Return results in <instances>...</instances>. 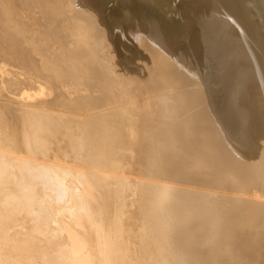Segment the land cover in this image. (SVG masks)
<instances>
[{"label":"bare ground","instance_id":"6f19581e","mask_svg":"<svg viewBox=\"0 0 264 264\" xmlns=\"http://www.w3.org/2000/svg\"><path fill=\"white\" fill-rule=\"evenodd\" d=\"M43 1L38 4L39 14L55 20L63 17V21L65 17L78 25L69 26L77 44L69 39L73 45L69 48L63 46L51 53L47 48L53 45L44 44L47 48L41 49L44 39L38 42L29 36L30 17H23L13 0H0V264H247L248 260L256 264L257 250L254 254L253 249L243 248L245 244L235 246L245 236L232 231L240 225L237 218L230 217L236 211L245 215L255 210L254 216L248 214L254 218L258 209L264 210V138L256 137L245 118H240L241 127L237 132L235 129L234 139L248 138L245 141L251 148L245 145V153L229 143L234 139L225 140L226 145L215 130H203L201 126H209L208 122H200L201 129L196 127L195 112L184 116L181 111L182 116L176 119L180 107L188 106L182 102L187 92L176 79L171 81L173 73L171 82L167 81L164 69L172 68L171 63L161 68L159 56L129 52L126 38L133 46L138 43L134 40L137 33L130 32L131 24L138 17V32L145 34L142 24L147 17L142 13L151 11L163 26L159 27L166 34L178 79L188 76L185 56L178 57L176 51L186 52L187 62L206 55L205 66L198 64L197 68H202L191 73L197 79L193 86L197 91L191 98L198 107L208 96L210 106L217 109L214 114L217 112L223 120L218 121L230 128L244 115L243 111V115L233 117L230 109L244 104L253 76L239 75L244 73H237L239 64L231 58L226 63L232 61L235 71L216 67L218 50L208 42V29L203 27L198 34L193 31L201 21L211 23L213 7L223 8L234 18L233 31L230 28L226 33L229 36L218 40L223 46L230 45L228 50L222 48L223 57H231L233 49L237 61L247 57L255 77L259 75L258 88H264V0H188L182 2L181 10L177 0H94L95 16L83 14L88 20L72 19L71 12L65 15L67 9H63L61 0H57L58 9L50 0ZM81 1L85 3H75ZM135 2V8L130 6ZM29 4L27 8L34 9ZM180 13L185 17L181 21ZM199 14L202 20L198 23ZM218 17L220 21L228 19L225 15ZM97 19L104 23L101 28L108 41L100 40ZM226 26L223 28H229ZM186 30L193 32L190 42L185 40ZM221 32L224 35V30ZM22 79L31 83L29 92L19 89ZM149 80L152 85L153 81L160 82L170 91L158 97L155 107L145 103L146 114L134 115L133 89L138 81L145 87ZM4 102L7 105L3 106ZM219 104L223 112L224 107H229L228 111L223 113ZM85 129L92 135L85 134ZM135 135L139 141L133 138ZM253 150L256 154L251 153ZM247 155L256 164L247 167L248 162L242 160H247ZM230 162L238 165L230 169ZM135 167L139 177L131 178L128 174H133ZM247 169L261 190L241 180L234 183ZM199 180L209 189L190 187ZM245 252L248 258L247 254L243 256Z\"/></svg>","mask_w":264,"mask_h":264},{"label":"rangeland","instance_id":"374dc122","mask_svg":"<svg viewBox=\"0 0 264 264\" xmlns=\"http://www.w3.org/2000/svg\"><path fill=\"white\" fill-rule=\"evenodd\" d=\"M17 5H19V7L21 8V11L23 12V17H25V16H28V17H30V19H28L27 18V20L29 21V29H31V30H29L30 31V33H29V36H31V38L32 39H34V40H36V41H40V38L41 39H44L43 40V42H42V44H41V49H43V47H46L47 48V45H44V44H49V45H53V47H52V49L50 48V49H48L47 48V52H50L51 51V53H53V50H56V49H58V48H60V47H63V46H65V47H67V45H68V48L72 45V41H70V40H73V43H75V44H77V39H75V37L73 36V35H71L70 34V31H71V29H70V27L69 26H73V27H75V26H78V25H76V24H74V22L73 21H69V19H67V18H65L64 17V21H63V17H59V19H60V23H58L57 25L55 24V23H57L58 21H59V19L58 18H56V20H55V18H49V16H43V14H39L38 12V10H39V3H43L44 1L43 0H13ZM39 1V2H38ZM77 0H72V2H71V0H61V3H60V0L58 1L60 4H62V7H64L63 9H69V10H71V11H67L66 10V13H65V15L67 14L68 16L70 15V12H71V18L72 19H75V17H76V19H85V20H88L87 18L88 17H92V16H95V10L97 9V5L95 4V5H92L93 3H95L94 2V0H84L85 1V3H83L82 1L81 2H78V3H75ZM114 1H116V0H114ZM117 1H120V2H124V0H117ZM178 1V5H179V9L178 10H181V7L182 6H184V4H182V2H184V1H188V0H177ZM29 2H32V3H30L29 4ZM38 2V3H37ZM57 2V0H50V4L54 7L55 6V8L54 9H58L59 8V6L58 5H60L59 3ZM70 3H71V6H70ZM125 3H126V1H125ZM31 5V4H33V7H34V9L31 7V8H27L28 6L27 5ZM54 4V5H53ZM58 4V5H57ZM65 4H66V6L68 7V8H66V6H65ZM72 4H73V6H72ZM127 4V3H126ZM38 5V6H37ZM81 5V6H80ZM135 5H136V2L135 3H131L130 4V6H132V7H134L135 8ZM72 7V8H70V7ZM201 6V5H200ZM37 7V8H36ZM216 8V9H215ZM29 9V10H28ZM37 9V10H36ZM77 9V10H76ZM73 10V11H72ZM209 10V9H208ZM212 10H214V12H212V11H210V12H212V14H211V16H210V22L211 23H209L208 25H209V27H207L208 25L207 24H203V22L201 21V23H199L200 22V20H202L201 19V17H199L201 14H199L197 17H196V19H198V23L199 24H201L200 26H198V27H196V31L194 30L193 32L195 33L196 32V34H198V33H202V29H203V27H206L208 30L207 31H209L208 33H210L211 35H210V37H209V40H208V42H210V44L212 45V46H215L216 47V49L218 50V53H217V55H219V58H218V60L215 62L216 63V67H227V68H230V69H233L232 68V66H233V64H230L232 61H234L235 60V62L237 63V64H239V65H235L234 64V68H236V67H238L239 66V68L240 69H238V68H236L237 69V73L239 72V73H244V74H239V75H245V76H248V75H250V77H252L253 76V79H252V85H250V86H248V88H250V89H248L247 88V92H245L246 93V95H244L245 96V98H244V104H240L239 105V107H241V109H242V107H243V109H245V110H241V109H239V111L241 112H239L238 110H237V107L238 106H236V110H234V108H232V110L230 109V112L231 113H233L232 114V116L233 117H238L240 114H242L243 113V111H244V117L243 116H239L237 119H236V124L234 123V125H231L230 126V128L228 127V125H226L225 126V124L224 123H220L219 121H223L222 120V118L221 117H219V114L216 112V114H214L215 112H214V110L216 109L215 107H211L210 106V102H209V97L208 96H205L204 97V101H202L201 100V104H203L202 106L201 105H199L198 104V107H200V108H198V107H196V105L197 104H195L194 102H193V100H192V98H191V96H192V93H194L195 91H197V89H195V87H193L194 86V84L196 85V82H197V79L194 77H192V75H191V73H194V71L196 70V69H200V67L202 68V66H205L204 64H205V62H207L206 60L207 59H205L207 56L206 55H198L197 56V59L196 60H194V62L193 61H189L188 60V62L186 61V55H187V53L185 52L184 54H183V52L181 51H176V54H177V56L178 57H182V56H185V57H183V59L185 58V60L183 61L184 63H187L186 64V66H187V69H185V70H187V71H185L186 72V74H187V76L188 77H184V79H182V81L180 80V79H178V76L176 75V74H174V71H175V73L177 72L174 68H175V66L173 65V63H172V61H171V59L169 58L170 57V47H169V45L165 42L166 40H165V32L163 31V30H161L160 29V27L159 26H162V24H161V22H160V20H159V17H158V15L157 14H155L154 13V15H156V16H154L153 15V13L151 12V11H146V12H144V13H142V14H144L145 15V17H147L146 19L148 20H144V24H142V27H144L145 29H146V31L147 32H145V34H142L141 32H138V31H140V28L138 27L139 25L137 24V22H138V17H136L137 19L134 21V23H132L131 24V33H137V36L135 37V41H137L138 43H136V44H134V46L132 45V42H131V39H128V38H126V40L128 41V45L126 44V47L127 46H129L128 47V51L129 52H131V53H138V54H141L142 55V52H146L147 53V56H151V57H155V56H159L158 57V59H160V67L161 68H164L163 66H165V64L167 65V63H168V65L169 66H171L172 68H170V67H166L165 66V69H164V71H167V75H166V79H167V81L168 82H171V81H174L175 79L178 81V83H180L179 84V86L181 85L182 87H181V89H183V91L185 90L187 93H186V95H185V100L187 99V101H182L184 104L183 105H188V106H186V108L184 107V106H182V104H180L182 107H180L181 109H180V111H178V113L180 112V114H179V116L178 117H176V119H178L179 117H181L182 116V112L181 111H183V115L184 116H190V115H195L194 114V112L196 113V116L198 117V118H196V116H195V118H196V121H197V119H198V123H196L195 122V126L196 127H199L200 128V125H202V124H206L207 122H208V124H206V125H209V126H206L205 127V125H203V126H201L202 127V129L203 130H215V132H217L218 134H219V136H220V138L221 139H223V142L222 143H224V144H226L227 145V143H225L224 141L226 140L227 142H229L230 140H232V139H234V134L236 135V133H235V129H236V132H237V127H241V126H239V123L241 122L240 121V118H245L244 119V121H245V123H247V126L248 127H250L252 130H255V131H253L254 133H256V137H258V138H264L263 136H264V90H263V92H262V89H264V88H262V86H260V88L261 89H259L258 87H259V85H260V78L258 77V79H257V75L258 74H256V77H255V73L253 72L254 71V69H251L250 68V66H248L249 64V61L247 60L248 58L247 57H243V58H241L240 59V57H239V61H237L238 59V57H237V55L235 54V51H234V49L232 50V56L231 57H223V56H225L224 55V53H223V50H222V48H225V50H228L229 48H230V45L228 44V43H226V45L225 46H223V43L221 44V42L220 41H218L219 40V37L220 36H224L225 38H227L228 36L226 35V33H230V30L234 27V26H232L234 23V18H232V16L230 17V15H228V14H226L225 12L226 11H224L223 10V8H219V7H213L212 8ZM29 11H32V12H30L31 14H32V16L30 15V13H29ZM36 11V12H35ZM76 12V14H75V12ZM181 12V11H180ZM222 12H223V14H222ZM228 12V11H227ZM69 13V14H68ZM217 13H219V14H217ZM225 13V14H224ZM72 14H75V16H73ZM80 14V15H79ZM88 16L87 18L84 16ZM92 14V15H91ZM213 14H214V16L216 17L217 16V18H215L214 17V19H216V21L215 20H213ZM217 14V15H216ZM221 15H223L222 17H224V15L225 16H227L226 17V19L228 18L229 19V22H230V25L231 26H229V22H228V19L227 20H225L226 21V23L227 24H225V21H224V19H225V17L224 18H222L221 17ZM39 16V17H38ZM44 17V19H43V17ZM78 16V17H77ZM206 16V15H205ZM218 16H220L222 19V21H223V23H221L222 21H220L219 19V17ZM36 17V18H35ZM152 17V18H151ZM158 17V18H157ZM93 18V17H92ZM200 18V19H199ZM211 18H212V20H211ZM219 18V19H218ZM46 19H47V21H46ZM150 19V20H149ZM179 19H180V21L181 20H183V19H185V17H184V15L182 14V13H180V16H179ZM231 19V20H230ZM233 19V20H232ZM49 20V21H48ZM54 20H55V22H54ZM97 20H99V23H100V25H97V29L99 30V31H102V33H100L99 31H97V29L95 30L96 32L94 33L96 36L95 37H98L97 35L99 34V36H100V38L98 37V38H95V39H100V40H103L104 39V42L105 41H108L109 39L105 36V34L103 33V30H102V28H103V25L102 24H104V23H102V21H101V19H97ZM52 21V22H51ZM147 21V23H145ZM136 22V23H135ZM149 22V23H148ZM205 22V21H204ZM216 22V23H215ZM220 22V23H219ZM232 22V23H231ZM54 23V24H53ZM70 23V24H69ZM72 23V24H71ZM211 24V25H210ZM223 24H225V25H223ZM41 25V26H40ZM203 25V26H202ZM205 25V26H204ZM226 25H228V26H226ZM33 26H36V27H33ZM44 26V27H43ZM223 26L225 27H229V28H223ZM102 27V28H101ZM163 27V26H162ZM202 27V28H201ZM222 27V28H221ZM232 27V28H231ZM33 28V29H32ZM166 28V27H165ZM175 27H173L172 28V30L174 29ZM231 28V29H230ZM226 29V30H225ZM224 30V35H222V32L221 31H223ZM180 30H178V32H179ZM227 31V32H226ZM229 31V32H228ZM231 31H233V29L231 30ZM45 32V33H44ZM99 32V33H98ZM186 33H188V37H187V39L185 38V40L187 41V42H190L191 40H190V38L192 39V36H193V34L191 35V36H189V34L192 32H190L189 30H186L185 31ZM192 32V33H193ZM221 32V33H220ZM98 33V34H97ZM221 34V35H220ZM146 35V36H145ZM156 35V36H155ZM70 36V37H69ZM72 36V37H71ZM142 36V37H141ZM194 37V36H193ZM66 38H68V40L66 39ZM141 38V39H140ZM222 38V37H221ZM53 39V40H52ZM70 39V40H69ZM106 39V40H105ZM224 39V38H223ZM142 40V41H141ZM152 40V41H151ZM157 40V41H156ZM160 40V41H159ZM232 40H234V38L232 39ZM231 40V41H232ZM51 41V42H50ZM56 41V43L54 44V42ZM126 41V42H127ZM152 42V43H151ZM159 42V43H158ZM207 43V42H206ZM71 44V45H70ZM130 44V45H129ZM139 44H141V45H139ZM164 44V45H163ZM110 45H111V47H110ZM154 45V46H153ZM203 45V44H202ZM43 46V47H42ZM73 46V45H72ZM148 46V47H147ZM152 47L153 46V48L152 49H150V47ZM204 46V45H203ZM232 46H233V44H232ZM108 47H110V49L112 50V44L111 43H109V45H108ZM107 47V48H108ZM132 47V48H131ZM140 47V48H139ZM143 47V48H142ZM146 47V48H145ZM160 49H159V48ZM172 47H174V46H172ZM234 48H235V46H233ZM137 49V51L136 50H134V49ZM158 48V49H157ZM109 49V48H108ZM107 50L108 52H110L111 50ZM162 49L164 50V51H162ZM232 49V48H231ZM244 49V48H243ZM153 50V51H152ZM160 50V51H159ZM221 51V52H220ZM241 51V50H240ZM145 53V54H146ZM165 53V54H164ZM168 54V55H167ZM53 55V54H52ZM227 55V54H226ZM229 55V54H228ZM139 56V55H138ZM203 56H204V58H203ZM175 58H176V56H175ZM208 58V57H207ZM228 58H231L232 59V61H230L229 63H226L229 59ZM162 59V60H161ZM204 59V60H203ZM234 59V60H233ZM202 60V61H201ZM245 60V61H244ZM162 61H164V62H162ZM242 61H243V63H242ZM246 61H247V63H246ZM167 62V63H166ZM192 62L194 63V64H192ZM198 62V63H197ZM200 62V63H199ZM204 62V63H203ZM201 63H202V66H199V68H197V65L199 64V65H201ZM245 63V64H244ZM191 64V65H190ZM241 64V65H240ZM248 64V65H247ZM194 65V66H193ZM222 65V66H221ZM247 65V66H246ZM191 66V67H190ZM236 66V67H235ZM243 66H246V68L248 69V70H246V68L245 67H243ZM196 67V68H195ZM191 68V69H190ZM204 68V67H203ZM206 68V67H205ZM183 70H184V68H183ZM244 70V72H242ZM233 71H235V69H233ZM168 72H170V73H168ZM188 72V73H187ZM172 73H173V75H172ZM252 73H254L253 75H252ZM168 74L170 75L169 76V78H168ZM247 74V75H246ZM158 75V74H157ZM174 76V78H173V80H171L172 78V76ZM202 75V74H201ZM259 76V75H258ZM187 79V80H186ZM257 79V80H256ZM25 79H22L21 81H20V86H19V89L23 92V91H25V92H29V88L31 89V83H29V81H27V80H25V81H27V82H25L24 81ZM171 80V81H170ZM185 80V81H184ZM259 80V81H258ZM139 83L137 84L138 86H137V88L136 89H133L134 90V92L132 93V95H133V99H132V101L133 102H135V104H136V107L134 108V109H132L131 110V113L132 112H134V113H132V114H134V115H141V113H142V115H144V113L146 114L147 112V109L145 108V107H147V105H152L153 107H155V104H156V102L158 101V97H160V96H166V94H168V92L170 91H167V89L166 88H164V87H162V85H159L160 84V82L159 83H155V81H153L154 83H153V85H154V87H153V85L151 84L152 83V81L151 80H149L148 82H150L149 84H151V85H149L148 84V82H147V84H146V86L145 87H141V86H139L140 85V81H138ZM190 82V83H189ZM258 82V83H257ZM23 83H24V85H23ZM177 83V84H178ZM189 83V84H188ZM256 84V86H254ZM21 85H23V86H21ZM190 85V86H189ZM131 86V85H130ZM188 86V87H187ZM252 86H254V87H252ZM23 87L25 88L24 90H23ZM27 87H29V88H27ZM256 87V88H255ZM149 89V91H147V89ZM164 88V89H163ZM166 89V90H165ZM136 90V91H135ZM162 90V91H161ZM251 90V91H250ZM161 91V92H160ZM184 91V92H185ZM199 91V90H198ZM137 92V93H136ZM150 92V93H149ZM202 92L203 93H205L206 91H204V90H202ZM130 93V94H131ZM157 93L159 94V96L157 95ZM162 93H163V95H162ZM191 93V94H190ZM251 93V94H250ZM206 94V93H205ZM261 94V95H260ZM147 95H149L148 97H147ZM146 96V97H145ZM151 97V98H150ZM219 98H220V96H219ZM211 100V99H210ZM132 101H129V102H132ZM132 102V103H133ZM187 104H186V103ZM5 103V102H4ZM147 105H146V104ZM153 103V104H152ZM190 103V104H189ZM206 103V104H205ZM145 104V105H144ZM195 104V105H194ZM4 105H7L6 103L5 104H3V106ZM140 105H141V107H140ZM208 105V106H207ZM190 106V107H189ZM192 106V107H191ZM205 106H206V108H205ZM210 106V107H209ZM219 106L221 107V105L219 104ZM234 106V107H235ZM189 107V108H188ZM196 107V108H195ZM209 107V108H208ZM233 107V106H232ZM238 107V108H239ZM245 107V108H244ZM146 110H145V109ZM185 108V110H183ZM198 108V109H197ZM210 108H212V110L210 109ZM229 107H224V112H223V110H222V107H221V111L223 112V113H225V112H227L226 111V109H228ZM137 109H139V113H138V110ZM143 109H144V111H143ZM186 109H187V111H186ZM190 109V110H189ZM205 109H206V111H205ZM200 110H202L201 112H197V111H200ZM217 110V109H216ZM212 112V113H210V112ZM233 111V112H232ZM236 111H238V113L236 112ZM186 112H188V113H186ZM205 112V113H204ZM222 112H221V115H222ZM234 112H235V114H234ZM86 112L84 111V112H82L81 114H82V116L80 117V119L81 118H83L84 116H83V114H85ZM135 113H137V114H135ZM208 113V114H207ZM189 114V115H188ZM202 114V115H201ZM206 114V115H205ZM210 114V115H209ZM237 114V115H236ZM239 114V115H238ZM201 115V116H200ZM214 117H213V116ZM207 117H209V118H207ZM210 120V121H208V120ZM220 119V120H219ZM247 119V120H246ZM205 120V121H204ZM215 120V121H214ZM219 120V121H218ZM217 121V122H216ZM200 122H202V124H200ZM206 122V123H205ZM211 122H212V124H211ZM215 122L218 124V126H216L215 125ZM212 125V126H210V124ZM197 124V125H196ZM200 124V125H199ZM214 124V125H213ZM222 124V125H221ZM246 125V124H245ZM214 126V127H213ZM219 126H224L223 128H220ZM141 127H142V125H141ZM208 127V128H207ZM209 127H211V128H209ZM206 128V129H205ZM219 128L221 129V130H219ZM225 128H228V129H225ZM201 129V128H200ZM226 130H228V131H226ZM85 134H88V135H92L91 133H89V130H86L85 129ZM91 131V130H90ZM219 131V132H218ZM221 131H223V132H221ZM229 131H231V132H229ZM232 131H233V134H232ZM258 133H257V132ZM227 132V133H226ZM261 133L263 134V135H261ZM232 134V135H231ZM87 135V136H88ZM226 135H228L227 136V138H226ZM225 136V137H224ZM232 136V137H231ZM229 137V138H228ZM133 138H135V140L137 141H139L140 140V138L137 136V135H135ZM226 138V139H225ZM227 139H229V141L227 140ZM237 139V140H236ZM245 140H247L248 141V138L247 139H245V137H243V140H239L238 138H235L234 140H232L231 142H229V143H232L233 142V146H234V148H235V146H238V147H236V148H238V149H243L244 151L247 149L246 147L248 146L249 148H251V146H249V144H248V142H246ZM236 141V142H235ZM263 142V144H264V141H262ZM240 145H239V144ZM262 144V143H261ZM243 145V146H242ZM245 145H246V147H245ZM240 146V147H239ZM246 149H245V148ZM241 149V150H242ZM232 151V150H231ZM245 153H246V151H245ZM252 154H256V151L254 152V150L251 152ZM252 156L250 155V156H248L247 155V160L246 159H242V160H244L243 162L245 163V164H247V162H248V164H247V167H250V165H251V163L252 164H256V161L254 160V159H252L251 158ZM260 157H261V159H262V156H261V154H260ZM252 159V160H251ZM263 159H264V154H263ZM241 160V159H240ZM254 160V161H253ZM250 162V163H249ZM254 162V163H253ZM229 165L231 164V168L230 169H234L235 167L234 166H237L238 164H236V163H233V162H230V163H228ZM227 164V165H228ZM236 164V165H235ZM258 165V164H257ZM234 167V168H233ZM241 167V166H240ZM259 169H262L261 167H258ZM242 169V168H241ZM135 172L133 173V174H128L129 175V177H131V178H138L139 177V173H138V171H137V167H135ZM136 173V174H135ZM240 177H236L235 178V181H234V183H236L237 181H239V180H241V181H244V183H251V188L252 189H255V188H259L260 189V187L261 186H257V185H259V184H257V182H255V181H252L253 180V173H252V171L250 170V169H247V170H242L241 172H240ZM237 180V181H236ZM212 184H213V182H211ZM216 183V182H215ZM195 184H197V185H195V186H193V185H190V187H193L195 190L196 189H199V190H204V188H205V191L207 190V189H209L208 187H206V186H203L205 183H203V181H201V180H199V181H197V183H195ZM183 185V184H182ZM199 185V186H198ZM200 187H202V188H200ZM261 190V189H260ZM262 190H264L263 188H262ZM208 191H211V189L210 190H208ZM221 192H223V191H221ZM220 192V193H221ZM258 192V191H257ZM257 192H255V193H257ZM249 200H251V199H249ZM250 211V210H249ZM255 211V210H254ZM254 211H252L251 213L249 212V213H247V212H245V215L246 216H248L249 217V215H253V213H254ZM257 211V210H256ZM258 212L260 213V215H261V212H263L264 213V210H259L258 209ZM237 213H239V212H235V213H233L232 215H231V217H230V219H232V217H234V218H237V219H235L236 220V224L237 225H240V226H242V227H240V226H238V227H236L237 225H235V223H234V226L236 227V229H234V227H230V229H234V230H232V231H234L235 232V234H237L238 236L240 235V237L242 236V235H244L245 236V238L243 237V240L242 239H239V240H242V241H240V243L238 244V241H237V245H235L236 244V242L234 243V245L235 246H238V245H240V246H242L243 244H245V245H243V248H244V246H245V248L244 249H246L247 247H249V249L251 250V249H253V250H251V252H253L254 250L256 251L254 254L255 255H258L257 257H258V259L260 260L263 256H264V228H263V231H262V226H264V221H263V219H264V214L262 213V215L260 216L259 215V213H257V212H255V215H256V213L259 215H256V217H254L255 218V220L257 221L258 220V217H262V218H259V220L257 221V223H259V224H254V222H256L255 220H254V218H253V216H250L249 218H246V216L243 214L244 212H240L239 213V216L237 217ZM249 214V215H248ZM241 215H242V217H241ZM230 216V215H229ZM252 217V218H251ZM233 218V219H234ZM245 218V219H244ZM239 219V220H238ZM251 219L253 220L252 222L253 223H250L251 222ZM238 220V221H237ZM241 220V221H240ZM243 221V222H242ZM239 222H242V223H239ZM248 222L250 223V224H248ZM239 223V224H238ZM246 224V225H245ZM248 225V226H247ZM249 225H251V226H249ZM256 225V226H255ZM257 225H258V227H257ZM260 225V226H259ZM245 226V227H244ZM247 226V227H246ZM255 226V229L253 228ZM258 229H257V228ZM259 227H261V228H259ZM237 228H238V231H236L237 230ZM242 230H241V229ZM243 228H247L246 230L244 229V231L245 232H243ZM251 228H253V229H251ZM242 231V232H239L240 230ZM260 229H261V231H260ZM249 230V231H248ZM257 230V231H256ZM248 231V232H247ZM252 231L254 232V233H252ZM259 231H260V233H259ZM238 232V233H237ZM256 232V233H255ZM261 232H263L262 234H261ZM243 233V234H242ZM247 233L249 234L248 236H246L247 235ZM251 233H252V235H251ZM259 233V234H258ZM246 234V235H245ZM258 234V235H257ZM252 236V237H251ZM261 236V237H260ZM263 236V237H262ZM248 237H250V239H248ZM254 238V239H253ZM249 241H248V240ZM252 240H256L255 242L254 241H252ZM261 240H263V242L261 241ZM244 241H246V243L244 242ZM252 241V242H251ZM259 241V242H258ZM261 241V242H260ZM254 242V243H253ZM254 244L253 246L252 245H250V244ZM260 243H261V245H260ZM242 244V245H241ZM262 249V251H260L261 249L257 246V245ZM263 244V245H262ZM246 245H248V246H246ZM239 246V247H240ZM250 246H251V248H250ZM255 246H257L256 248H255ZM252 247H254V248H252ZM260 249V250H259ZM247 251H249V250H247ZM257 252H259V254L257 253ZM261 253H263L262 255L263 256H261V258H260V255H261ZM247 253L245 252L244 253V255L243 256H245ZM248 256H250V255H248L247 254V256H246V258H248ZM252 256H253V254H252ZM250 258V257H249ZM255 259H256V264H264V258H262L259 262L260 263H258V259L256 258V256L254 257ZM252 259V258H251ZM253 260V259H252ZM262 261V262H261ZM251 261L250 260H248V263L247 264H252V262L250 263Z\"/></svg>","mask_w":264,"mask_h":264}]
</instances>
